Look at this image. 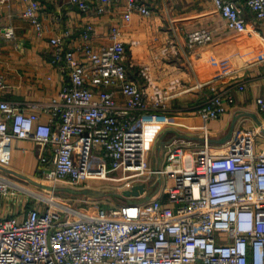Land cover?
Masks as SVG:
<instances>
[{"label":"built area","instance_id":"2783aa9c","mask_svg":"<svg viewBox=\"0 0 264 264\" xmlns=\"http://www.w3.org/2000/svg\"><path fill=\"white\" fill-rule=\"evenodd\" d=\"M43 1L56 2L19 0L22 16L39 35L45 31ZM150 1L69 3L85 14H104L114 3H124L125 18L130 20L134 12L149 16ZM212 2L227 28L246 39L254 34L247 27L246 7L264 22V0ZM14 34L6 29L3 36ZM83 38L78 50L84 58L66 50L60 36L49 40L52 62L68 82L45 108L48 122L41 120L38 111L0 98V170L10 166L14 139H32L53 149V168L45 175L49 180L76 186L91 179H110L123 182L125 193L135 185L148 186L157 176L163 181L161 192L140 201L135 198L144 193L129 195L131 199L110 209L49 197L28 202L24 216H0V264H264V96L256 98L261 114L258 127L238 128L226 144L212 147L207 124L234 104L233 89L220 91L213 86L197 109L200 124L188 123L185 117L168 113L167 107L191 88L179 76L162 85L150 65L130 62L128 54L137 40L126 41L116 26L108 44L96 46L87 30ZM213 39L212 30L195 28L187 33L185 44L170 39L160 56L190 54ZM130 67L136 69L137 79L130 76ZM5 85L6 77L0 72V89ZM235 88L243 91L245 84L237 82ZM151 125L199 130L203 144L194 152L174 147L163 168H151L147 158ZM21 189L0 171V196H14Z\"/></svg>","mask_w":264,"mask_h":264},{"label":"crops","instance_id":"0c3cea01","mask_svg":"<svg viewBox=\"0 0 264 264\" xmlns=\"http://www.w3.org/2000/svg\"><path fill=\"white\" fill-rule=\"evenodd\" d=\"M148 4L152 9L149 16L134 12L127 20L124 3H114L104 14H85L69 0L43 1L41 15L45 31L39 35L22 16L19 0H0V72L6 77L0 98L22 103L28 111L40 112L41 120L48 122L50 115L45 108L68 82L67 76L52 62L50 38L60 36L66 50L84 58L78 50L85 41L84 31H89L92 43L100 46L109 43V33L116 26L123 30L126 41H138L130 48V62L137 60L150 65L162 85L170 77L179 76L191 88L169 101L168 113L183 116L188 123H200L197 109L212 94L213 86L220 91L230 88L235 102L221 118L208 122L211 140L226 144L238 128L258 127L261 114L256 98L264 96V22L258 21L249 8L244 9L247 27L254 30L247 40L243 34L227 28L212 0H151ZM200 27L213 31L212 42L196 46L190 54L160 56L170 39L185 44L187 33ZM6 29H13L14 36L4 37ZM129 73L137 79L135 68L130 67ZM208 80L215 82L198 87ZM237 82L245 84L243 91L235 88ZM202 144L201 131L166 125L147 128V158L154 169L168 163L167 156L174 147L194 152ZM43 158L46 163L42 162ZM52 160L50 145L32 139H14L10 166L0 171L14 180L44 177L53 168ZM162 184L157 176L151 177L146 192L136 201L156 197ZM18 207L15 201L0 198V216L18 213L24 216L26 204L19 211Z\"/></svg>","mask_w":264,"mask_h":264},{"label":"rangeland","instance_id":"374dc122","mask_svg":"<svg viewBox=\"0 0 264 264\" xmlns=\"http://www.w3.org/2000/svg\"><path fill=\"white\" fill-rule=\"evenodd\" d=\"M195 132L200 131L197 130ZM210 144L212 147L223 146V144L213 142L212 140ZM16 181L23 189L19 190L14 196H0V198L11 202L15 201L19 206L17 211L20 210V207L23 208L24 204H28V202H39L40 199L47 197L54 198L66 204H75L78 206L99 204L106 207V209H110L111 206L126 201L128 197L131 199L129 195L127 196L122 191L124 188L123 182L110 179H91L76 186H72L66 181L49 180L45 176ZM137 199L135 198V200ZM140 200H143V198Z\"/></svg>","mask_w":264,"mask_h":264},{"label":"water","instance_id":"95a60500","mask_svg":"<svg viewBox=\"0 0 264 264\" xmlns=\"http://www.w3.org/2000/svg\"><path fill=\"white\" fill-rule=\"evenodd\" d=\"M146 191V186L145 184H139L135 185L132 190L126 191L125 193L127 195H133V196H139L142 193H145Z\"/></svg>","mask_w":264,"mask_h":264},{"label":"clouds","instance_id":"9594fccd","mask_svg":"<svg viewBox=\"0 0 264 264\" xmlns=\"http://www.w3.org/2000/svg\"><path fill=\"white\" fill-rule=\"evenodd\" d=\"M256 253H257V256H259V255H258V250H257V249H256Z\"/></svg>","mask_w":264,"mask_h":264},{"label":"bare ground","instance_id":"6f19581e","mask_svg":"<svg viewBox=\"0 0 264 264\" xmlns=\"http://www.w3.org/2000/svg\"><path fill=\"white\" fill-rule=\"evenodd\" d=\"M247 40H250V39H247Z\"/></svg>","mask_w":264,"mask_h":264}]
</instances>
